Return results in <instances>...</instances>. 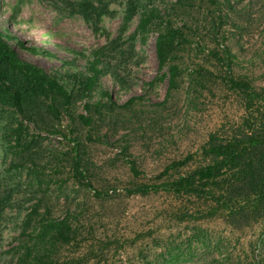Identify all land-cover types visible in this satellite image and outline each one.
I'll list each match as a JSON object with an SVG mask.
<instances>
[{"label":"rangeland","instance_id":"374dc122","mask_svg":"<svg viewBox=\"0 0 264 264\" xmlns=\"http://www.w3.org/2000/svg\"><path fill=\"white\" fill-rule=\"evenodd\" d=\"M178 1L0 0L7 42L70 95L65 104L54 93L33 92L4 69L22 103L16 108L0 82V264H66L85 254L107 264L142 258L264 264V222L246 229L223 219L180 222L177 217L198 207L197 200L193 205L165 192H129L159 183L171 161L196 153L210 133L240 121L241 95L223 82L225 47L234 75L264 86V0H219L216 6ZM150 13L161 19L138 31ZM167 24L187 39L175 51L180 86L169 94L167 69L155 52ZM96 55L97 83L84 94L81 80ZM111 102L117 105L109 109ZM80 115L91 123L83 124ZM60 219L70 229L69 245L59 244L49 229L42 234ZM203 234L207 245L198 239Z\"/></svg>","mask_w":264,"mask_h":264},{"label":"trees","instance_id":"16d2710c","mask_svg":"<svg viewBox=\"0 0 264 264\" xmlns=\"http://www.w3.org/2000/svg\"><path fill=\"white\" fill-rule=\"evenodd\" d=\"M191 0H179L183 6L190 4ZM216 6L219 0H198ZM131 18V15L127 17ZM161 17L156 13H150L140 19L137 30L144 33L149 25ZM187 39L180 27L167 24L155 43V52L158 65L165 67L168 73L167 93L176 90L180 86L179 79L183 72L179 63L176 62L175 51ZM226 61V76L223 82L232 91L241 95L242 116L240 121L232 125L224 133L214 132L208 135L207 141L196 153L188 154L182 159L173 160L157 179L159 183L141 184L130 193L148 195L151 193L165 192L179 199H185L199 206L185 210L180 217V222L193 219L195 221L223 219L232 227L246 229L264 222V86H255L244 77L233 73V63L229 59L230 52L227 47L222 51ZM217 58L218 54L215 55ZM101 59L96 55L90 63L89 74L81 80L83 93L91 91L100 73L99 64ZM5 70L13 74H19L33 92L54 93L62 98L65 104L70 101V95L66 89L54 78H50L42 70L22 61L17 52L7 42L3 31L0 29V82L11 92L13 105L20 108L22 95L18 90L12 89L5 82ZM129 102L123 106H128ZM117 105L115 102L108 104L112 109ZM88 107V105H86ZM99 110V109H98ZM79 119L85 125L91 123V118L80 115ZM195 156L201 161L196 162ZM131 171L137 177L141 174L134 161H130ZM179 211L178 213H181ZM37 214L34 209L29 215L26 225L30 224L31 216ZM51 230L54 238L61 245H69L71 236L65 219L49 222L42 231ZM138 235L131 242L137 243ZM201 242L206 245L210 238L203 234L199 236ZM124 241L122 244H125ZM112 246L113 243H108ZM155 246H160L155 243ZM209 248L206 250V252ZM105 264L104 259L92 255L71 257L66 264ZM107 264V263H106ZM127 264H160L158 261H147L142 258L137 263L129 260Z\"/></svg>","mask_w":264,"mask_h":264}]
</instances>
